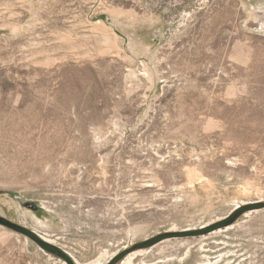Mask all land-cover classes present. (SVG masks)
Here are the masks:
<instances>
[{
	"label": "rangeland",
	"instance_id": "obj_1",
	"mask_svg": "<svg viewBox=\"0 0 264 264\" xmlns=\"http://www.w3.org/2000/svg\"><path fill=\"white\" fill-rule=\"evenodd\" d=\"M0 215V264H264V0H0Z\"/></svg>",
	"mask_w": 264,
	"mask_h": 264
},
{
	"label": "water",
	"instance_id": "obj_2",
	"mask_svg": "<svg viewBox=\"0 0 264 264\" xmlns=\"http://www.w3.org/2000/svg\"><path fill=\"white\" fill-rule=\"evenodd\" d=\"M31 206L33 207H38L37 203L35 201H30L29 202ZM0 220L14 228H18V229H22V230H25L24 228H22V226L12 222L11 220H8V219H5L3 218L1 215H0ZM28 232V231H27ZM29 234L31 236H33L37 241H39L42 245H53L52 243H50L49 241H46L45 239H43L40 235H37L35 232L33 231H29ZM55 246V245H53ZM46 247V246H45ZM57 247V246H55ZM59 249L60 252L56 253L57 255H60L62 257H67L66 259H68V261H70V255L66 252V251H63L61 248L57 247ZM54 252V251H53Z\"/></svg>",
	"mask_w": 264,
	"mask_h": 264
},
{
	"label": "bare ground",
	"instance_id": "obj_3",
	"mask_svg": "<svg viewBox=\"0 0 264 264\" xmlns=\"http://www.w3.org/2000/svg\"><path fill=\"white\" fill-rule=\"evenodd\" d=\"M97 24V23H96ZM99 24H101L102 26H103V32H104V34H107V35H109V36H111L110 34L111 33H109V31H108V29L106 28V26H105V24L102 22V21H100V22H98V25ZM94 25V24H93ZM18 26V25H17ZM106 35V36H107ZM113 35V34H112ZM105 36V37H106ZM106 39V38H105ZM110 39H111V37H110ZM107 40V39H106ZM105 40V41H106ZM113 40V39H112ZM115 40V39H114ZM132 46V48L133 49H138V47L139 46H137V44H135V47H134V45H131ZM141 48L142 49H147L146 47H143L142 45H141ZM133 52H134V50H133ZM41 236L45 239V240H47V241H49V242H51V243H55V240H53L51 237H49V236H47V235H45V234H41ZM142 253V252H141ZM139 254V253H138ZM136 255H137V253H133V254H131L128 258H127V260L123 263V264H137L136 263V261H135V257H136ZM50 256H51V254H50ZM76 260V262L78 263V264H81L80 263V261L78 260V259H75ZM143 262V261H142ZM228 263L227 264H229V260L227 261ZM145 263V262H144ZM143 263V264H144ZM200 264H215V263H213V261L212 260H205V261H203V262H201ZM219 264H224V262L222 263H219Z\"/></svg>",
	"mask_w": 264,
	"mask_h": 264
},
{
	"label": "trees",
	"instance_id": "obj_4",
	"mask_svg": "<svg viewBox=\"0 0 264 264\" xmlns=\"http://www.w3.org/2000/svg\"><path fill=\"white\" fill-rule=\"evenodd\" d=\"M49 250L54 251L56 253L60 252L59 249L53 245H45Z\"/></svg>",
	"mask_w": 264,
	"mask_h": 264
}]
</instances>
